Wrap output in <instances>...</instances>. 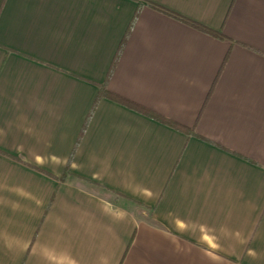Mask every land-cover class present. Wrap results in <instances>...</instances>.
<instances>
[{
    "label": "crops",
    "instance_id": "obj_1",
    "mask_svg": "<svg viewBox=\"0 0 264 264\" xmlns=\"http://www.w3.org/2000/svg\"><path fill=\"white\" fill-rule=\"evenodd\" d=\"M0 264H264V0H0Z\"/></svg>",
    "mask_w": 264,
    "mask_h": 264
},
{
    "label": "trees",
    "instance_id": "obj_2",
    "mask_svg": "<svg viewBox=\"0 0 264 264\" xmlns=\"http://www.w3.org/2000/svg\"><path fill=\"white\" fill-rule=\"evenodd\" d=\"M148 5L151 8H153V9H155V10L161 12V13H164V14H166V15H168V16H170V17H172V18H174V19H176V20H178V21H180V22H182V23H184V24H186V25H188V26H190V27L198 30V31H201V32H203L205 34H208L210 36H213V37H216V38H219V39H222L223 38L221 35L216 34V33L212 32V31H210V30H208L206 28H203V27L199 26L198 24L193 23V22H191V21H189L187 19H184V18H182V17H180L178 15H175V14H173V13H171V12H169V11L163 9V8H160V7L155 6L153 4H148ZM138 13H139V11L137 10V12L135 13V16L133 18V22L136 19ZM132 25H133V23H131V25L129 27V30L125 33L123 39L121 40V43L119 45V48H118V50H117V52H116V54H115V56L113 58V61H112L111 65H110V67H109V70H108V73H107V77H106V81L111 76V74H112V72H113V70H114V68L116 66V63L118 61V58H119L120 53H121V50H122V47H123L124 43L126 42V39L128 37V34H129L130 30H131ZM106 81H105L104 84L97 85L98 95H97V98H96L95 102L93 103V106H92V109H91V112H90L89 116H91L92 112L96 108V105H97L98 101L101 98H105V99H108V100L113 101L115 103H118L120 105H123V106H125L127 108L133 109V110H135V111H137L139 113L151 115V116H153V117L161 120V118H159L158 116H155V115L151 114L147 110H145V109H143V108H141V107H139V106H137V105H135V104L127 101V100H125L124 98H121L120 96H118L116 94H113V93L109 92L107 90V88H106ZM163 122H165L170 127L174 128L176 130L182 131V132H184L186 134H190L191 133L190 131L186 130L185 128L180 127V126H178L176 124H173L171 122H168V121H165V120H163ZM84 129L85 128H83L82 132L84 131ZM77 143H78V141H77ZM77 143L75 144V148L77 146ZM75 148H74V150H75ZM70 160H71V158H70ZM70 160H69V162H70ZM67 170H68V164L66 166L65 172L63 173V175L61 176V178L59 180L62 181L63 179H65V176L68 175Z\"/></svg>",
    "mask_w": 264,
    "mask_h": 264
}]
</instances>
